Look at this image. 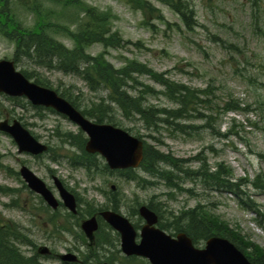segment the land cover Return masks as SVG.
<instances>
[{"label":"rangeland","instance_id":"1","mask_svg":"<svg viewBox=\"0 0 264 264\" xmlns=\"http://www.w3.org/2000/svg\"><path fill=\"white\" fill-rule=\"evenodd\" d=\"M88 5H94L99 9H110L116 15L112 19V30L119 31L125 40L131 41L122 48L108 47L105 58L118 67L124 58H135L157 71H166L172 79L195 88H203L210 83L212 85L214 102L230 99L239 103L241 110L228 111L214 125V133L209 127L190 129V134H171L162 127L154 132V138H145L150 144L156 145L162 151H168L180 158H189L198 152L206 156L208 163L214 165L222 161L229 165L235 177L253 178L256 174H262L264 178V40L258 30L264 29V0H260V9L255 11L249 0H193L196 10L198 26L193 31H187L181 20L166 6L155 2L159 6L171 24L169 27L164 22L152 20L153 26L144 25L142 12L132 8L123 0H81ZM40 4L48 9H55V5L49 0H40ZM255 15L256 18H255ZM22 24L29 27L33 24L31 14L19 13ZM66 45L70 41L61 36H55ZM140 41L143 46H135L132 43ZM139 43V42H138ZM233 43L237 48H232ZM104 48L102 44L95 43L87 51L96 54ZM14 50L12 42L0 35V59H11ZM18 70H37L39 74L46 76L52 87L67 88L71 94H75L83 103L96 99L102 95L101 91H92L85 82L72 73H64L54 68L37 66L31 59L24 58L16 63ZM254 81H251V78ZM143 82L155 85L146 76L139 78ZM159 89L158 85H155ZM18 101L9 99L0 93V120L7 118L18 119L37 138L53 146L58 143L53 134L54 128L60 131L77 132L78 128L62 115L46 110L44 107L37 109L32 106L25 97H17ZM153 103L170 105L166 98L159 94L151 98ZM82 108V106H81ZM200 120H194L193 124L203 125L206 116ZM128 120H122L118 125L132 134L135 127ZM138 127V126H137ZM131 128L132 130H129ZM224 134V135H223ZM74 151L70 146L53 150L51 154L59 153L60 162H53L48 154L41 157L18 153L17 146L12 138L0 132V186L16 189L6 195L0 192V218L8 219L19 224L36 247L46 245L52 252V257L37 252V248L19 245L25 255H37L39 264H74L63 263L58 254L65 252L75 253L81 263L87 252L88 240L81 239L80 226L70 225L71 231L53 232L61 229V218L56 215L55 223L44 221L41 214L33 220L27 212L28 206L36 202V198L24 190L23 181L15 176L22 164L31 168L49 186L53 188L50 178V170L63 182L75 188L83 198L94 200L95 203L104 202V193L110 189V185H116L121 192L119 211L135 222L136 217L129 215L131 205L136 208L138 204L146 203L152 194H159V198L175 211L192 207L198 202L204 203L219 217L226 221L230 227L237 225L243 234L264 249V193L260 190L246 188L249 197L257 204L261 216L253 210L245 208L234 195L214 190L203 191L195 189L198 193L189 196L185 193H175L174 196L163 195L168 191L163 184L149 187H141L134 180H127L120 175L93 174L90 178L83 168L70 167L66 161L68 154ZM190 184H187L189 186ZM21 189V190H19ZM57 196L56 190H54ZM13 199L16 201L12 202ZM65 215V209L61 208ZM256 219L262 221V225ZM73 222L74 219H71ZM80 222V220H79ZM110 230L101 224L100 231ZM99 231V232H100ZM97 237V236H95ZM119 249V240L116 241ZM202 245V244H200ZM115 252V248L105 247L100 252ZM55 254V256H54ZM118 254V253H117ZM119 255H122L120 252ZM104 255L101 254V257ZM123 262L122 259L117 262ZM76 264V263H75ZM93 264H97L93 261Z\"/></svg>","mask_w":264,"mask_h":264},{"label":"trees","instance_id":"2","mask_svg":"<svg viewBox=\"0 0 264 264\" xmlns=\"http://www.w3.org/2000/svg\"><path fill=\"white\" fill-rule=\"evenodd\" d=\"M55 5V9H48L40 4V0H0V35L14 45L12 59L15 63L21 62L25 57L31 59L34 64L41 67L54 68L64 73H72L82 79L92 91H101L96 99L83 103L77 95L71 94L67 88L54 89L88 118L96 122H109L114 125H122V120H128L135 127V135L143 139V158L135 169L110 170L104 160L97 154H90L84 150L85 137L81 131H60L54 128L53 134L58 143L49 146L48 157L53 162H60L59 153L51 154L53 150L65 146L74 147V151L67 156V163L74 168H83L90 178L93 174L109 175L118 173L127 180H134L139 186L145 188L157 184H163L168 191L162 192L166 196H174L175 193H185L189 196L198 194L195 189L203 191L214 190L234 195L250 210L261 216L257 204L249 197L246 190L252 187L264 193V178L262 174H256L253 178L235 177L233 170L222 161L214 165L208 163L206 156L198 152L189 158H180L168 151H162L150 144L145 138H154L153 133L164 127L171 134H190V129L209 127L214 133V125L228 111L241 110L242 106L228 99L214 102L212 100V85L208 83L203 88H195L172 79L166 71H157L147 64L135 59L124 58L122 64L114 66L105 58L108 47L122 48L131 41L125 40L119 31L112 30V19L116 15L110 9H99L94 5H88L81 0H49ZM126 4L142 12L143 24L153 26L152 20L172 25L164 16L161 8L155 4L158 2L166 6L181 20L187 31H193L198 26L196 10L193 0H123ZM255 11L260 9V0H249ZM19 13L31 14L33 24L29 27L23 25L18 17ZM257 15H255L256 18ZM258 30L264 40V29ZM55 36H61L70 41L66 45ZM139 42V43H138ZM133 42L135 46H143L140 41ZM102 44L103 50L91 54L87 49L95 44ZM232 48H237L233 43ZM22 73L35 83L52 87L50 80L39 74L37 70H21ZM146 76L155 85H150L139 78ZM251 81H254V78ZM264 83H262V86ZM163 95L170 105L153 103L151 98ZM18 101L16 98H9ZM264 104V102L262 103ZM82 106V108H81ZM51 110V109H49ZM203 125L193 124L194 120L204 118ZM132 130L131 128H128ZM224 135V134H223ZM17 174V173H16ZM187 184H190L187 186ZM25 188V185H23ZM16 189L0 186V192L9 195ZM104 202L95 203L94 200L83 198L75 192L76 199L82 205L77 216L92 215L103 208L110 207L119 210V189L104 193ZM13 199L12 201H15ZM138 204V200H134ZM147 206L158 215V225L171 235L179 231L185 232L193 243H201L212 235L229 238L243 251L246 257L254 264H264V249L253 242L251 238L243 234L239 227H230L218 214L213 212L206 204L198 202L192 207L180 208L175 211L165 201L159 198V194H152L146 201ZM131 216L137 215V208L131 205ZM264 216V215H263ZM66 218V221H69ZM262 225L260 219H256ZM53 222L54 220L51 219ZM264 223V222H263ZM106 225V224H104ZM138 222L135 226H138ZM101 229V226H100ZM20 227L14 221L0 219V264H36L33 257L24 255L17 247L16 240H21ZM94 249L83 252L80 264H113L117 259L110 250L105 247L115 248L118 240L117 234L111 230H101L96 234ZM119 252V249H118ZM101 254L104 256L101 257ZM118 264H149L137 257H125L119 255Z\"/></svg>","mask_w":264,"mask_h":264},{"label":"water","instance_id":"3","mask_svg":"<svg viewBox=\"0 0 264 264\" xmlns=\"http://www.w3.org/2000/svg\"><path fill=\"white\" fill-rule=\"evenodd\" d=\"M0 92L9 96H25L34 105L52 107L65 115L86 134L85 150L99 153L111 169L135 168L142 160V139L122 127L89 119L54 89L30 81L15 69L13 61L9 59H0ZM0 131L7 132L13 137L19 152L40 154L47 150V145L33 137L16 119L11 124L7 119L0 121ZM19 174L28 188L40 194L50 206L55 208L58 205L57 199L44 181L29 168L21 166ZM54 184L63 204L75 212L74 195L56 177ZM138 214L144 220V224L138 232L140 240L136 242L137 232L125 215L111 209L100 212L104 221L119 233L120 247L126 255L143 256L151 264H253L227 238L214 235L205 241L203 247H196L184 232L171 236L155 227L157 215L147 205L141 204L138 207ZM97 226L95 215L81 222V228L90 240L93 239V232ZM39 251L45 253L47 249L41 248ZM60 258L64 261H74L76 256L65 253L60 255Z\"/></svg>","mask_w":264,"mask_h":264},{"label":"flooded vegetation","instance_id":"4","mask_svg":"<svg viewBox=\"0 0 264 264\" xmlns=\"http://www.w3.org/2000/svg\"><path fill=\"white\" fill-rule=\"evenodd\" d=\"M53 176H54V173L53 172H50V178H51V180H52V178H53ZM51 190H52V192L54 193V189L51 187ZM32 196H35L36 197V199L39 201V202H43L44 203V200L42 201V199H43V197L41 196V195H38V194H35V193H30ZM38 195V196H37ZM47 208H48V210H49V212L52 214V216H55V214L54 213H56L57 212V209L59 208V207H57V209H55V210H52V209H50L46 204H44ZM29 210H33V211H35L32 207H33V203H31L29 206ZM29 210H27V212H30ZM36 216H39V214L36 212V213H34V214H32V215H30V217H29V219L31 218L32 220L36 217ZM142 225V223L140 224V226ZM138 228H140V227H138ZM25 246H27V248H29L28 246H30V247H32L33 249H36L37 247H36V244L32 241V239H31V243L30 244H25ZM30 249V248H29ZM54 256H55V254H54Z\"/></svg>","mask_w":264,"mask_h":264}]
</instances>
